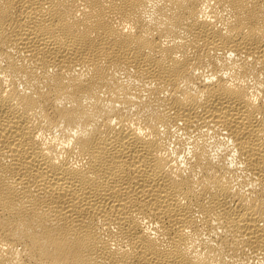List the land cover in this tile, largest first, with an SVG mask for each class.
<instances>
[{"label":"bare ground","instance_id":"bare-ground-1","mask_svg":"<svg viewBox=\"0 0 264 264\" xmlns=\"http://www.w3.org/2000/svg\"><path fill=\"white\" fill-rule=\"evenodd\" d=\"M0 264H264V0H0Z\"/></svg>","mask_w":264,"mask_h":264},{"label":"clouds","instance_id":"clouds-1","mask_svg":"<svg viewBox=\"0 0 264 264\" xmlns=\"http://www.w3.org/2000/svg\"><path fill=\"white\" fill-rule=\"evenodd\" d=\"M209 18H210V17H209ZM125 30H127V29H125ZM227 55H228L229 58H231V57L235 56L236 53H235L234 51H229V52L227 53ZM249 59H251V57H249ZM197 71H199V69H197ZM223 75L228 76L229 73H228V72H224ZM215 79H216V76H214V75H212V76H210V77H205V81H206V82L209 81V80H215ZM181 123H182V122H181ZM138 131L140 132L141 135H143L144 132H145V131H148V130H147V129H138ZM161 131H163V126H161ZM173 131H175V128H173ZM35 138H36L38 141H39V140H43V143H44V145L46 146L49 142H51V143H56V141H57V139H58L59 137L57 136L56 138H53L52 135H51V133H49V134L46 135V134L43 132V130H40V131H37ZM71 143H72V141H71V140H68L67 143L65 144V146H70ZM61 144H64V141L61 140L60 144H57V147H60ZM190 149H191V145H189V152H188V155H189V156H191V150H190ZM61 155H62V154H61ZM181 160L183 161V155H181ZM55 162H58V160L55 161ZM173 163H175V161H173Z\"/></svg>","mask_w":264,"mask_h":264}]
</instances>
